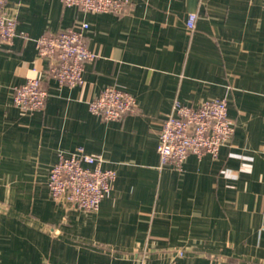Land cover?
<instances>
[{"label": "crops", "instance_id": "obj_1", "mask_svg": "<svg viewBox=\"0 0 264 264\" xmlns=\"http://www.w3.org/2000/svg\"><path fill=\"white\" fill-rule=\"evenodd\" d=\"M123 1L122 16L6 1L18 35L0 44V264H264V0ZM84 23L97 57L83 86L60 87L36 41ZM32 77L49 97L25 113L14 92ZM109 87L131 94L137 112L92 115L89 102ZM215 98L235 122L218 158L162 167L159 135L175 102ZM78 148L117 172L97 211L51 196V169Z\"/></svg>", "mask_w": 264, "mask_h": 264}, {"label": "built area", "instance_id": "obj_2", "mask_svg": "<svg viewBox=\"0 0 264 264\" xmlns=\"http://www.w3.org/2000/svg\"><path fill=\"white\" fill-rule=\"evenodd\" d=\"M6 1L0 0V44L11 45L18 35L17 18L7 13ZM61 1L66 7L86 13L117 16L127 13V3L123 0ZM196 21L197 14L190 13L186 21L189 31H194ZM88 28L89 24L84 23L56 34H44L36 41L39 56L49 62L47 78L60 87L76 88L85 83V65L97 57L87 46ZM48 97L43 82L32 77L15 88L13 102L20 111L33 113L45 109ZM89 111L104 121H120L137 112V104L131 94L109 87L89 102ZM234 133L235 122L229 116L227 99H210L198 106L176 101L160 131L157 149L160 164L181 171L190 155L198 158L209 155L217 159ZM104 164L102 156L88 154L83 148L69 155L62 154L48 178L53 200L78 210L97 211L102 201L111 195L117 181V172L105 168ZM176 256L181 258L184 253L178 252Z\"/></svg>", "mask_w": 264, "mask_h": 264}]
</instances>
